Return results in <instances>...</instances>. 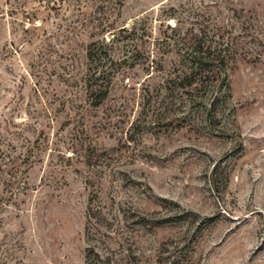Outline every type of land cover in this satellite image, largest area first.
<instances>
[{
  "label": "rangeland",
  "instance_id": "obj_1",
  "mask_svg": "<svg viewBox=\"0 0 264 264\" xmlns=\"http://www.w3.org/2000/svg\"><path fill=\"white\" fill-rule=\"evenodd\" d=\"M189 31L213 44L191 85ZM89 247L93 264H264V0H0V264Z\"/></svg>",
  "mask_w": 264,
  "mask_h": 264
},
{
  "label": "trees",
  "instance_id": "obj_2",
  "mask_svg": "<svg viewBox=\"0 0 264 264\" xmlns=\"http://www.w3.org/2000/svg\"><path fill=\"white\" fill-rule=\"evenodd\" d=\"M180 44L183 69L182 74L177 78L180 81H188V85L202 78H207L212 70V42L206 41L201 31L198 33L189 31L184 34ZM113 46V39H110V41L103 39V41L91 42L86 51L89 63L87 90L93 99L92 103L94 105H99L109 93L113 76V63L116 61L114 54L111 52ZM85 259L86 264H93L92 261L101 259V256L94 248L89 247Z\"/></svg>",
  "mask_w": 264,
  "mask_h": 264
}]
</instances>
